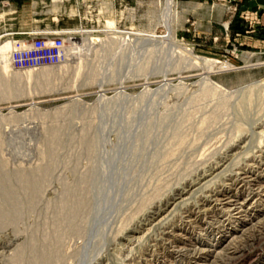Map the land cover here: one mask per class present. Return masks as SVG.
<instances>
[{
	"label": "rangeland",
	"instance_id": "374dc122",
	"mask_svg": "<svg viewBox=\"0 0 264 264\" xmlns=\"http://www.w3.org/2000/svg\"><path fill=\"white\" fill-rule=\"evenodd\" d=\"M42 2V5L7 16L6 10H0V48L26 32L62 36L65 47L59 64L24 70L12 68L9 60L12 49L0 51V156L10 159L9 174L8 169L1 171L3 182H0L14 175L17 167L19 170L12 178L14 184L23 175L30 177V168L47 150L50 137L78 134L85 122L104 120L115 122L116 128L121 125L117 128L119 135L118 131L108 134V145L104 144L107 150L118 149L119 145L124 153L128 152L126 155L130 153L127 157L136 159L139 151L148 148L147 163L142 170L136 169L133 181L139 177L136 182L142 185L170 188L192 164L215 162L217 154L228 151L240 137L254 136L251 130L259 128L264 121V31L253 28L250 17L238 12L236 7H228L219 18L209 21L204 19L202 9L187 10V3L179 0H174L176 18L172 14L167 17L165 0ZM165 20L173 23L170 30L175 41ZM163 80L168 86L160 91ZM119 92L121 94L117 95ZM244 112L249 117L246 114V118ZM128 130L132 139L130 144L124 145L123 140H119L120 132ZM263 136L254 138L244 152L258 156L256 152L259 145L264 144ZM134 145L139 146L138 151ZM260 146L264 149V145ZM167 152H175L174 157L166 160L169 163L152 161L151 157ZM243 161L236 160L234 167L242 166ZM88 164L84 160L82 169ZM59 165L53 188L61 183L60 177L64 176L69 182L75 179L69 166H64L63 162ZM22 168L25 170H20ZM261 168L256 171L264 178V166ZM231 176L230 171L224 173L216 179L215 186L229 184ZM175 214L172 223L176 231H180V239L188 237L185 243L219 240L217 222L210 231L195 226L185 229L181 225V212ZM8 228L0 226V255L4 253L0 264L7 261L10 252L22 240L14 245L16 233ZM153 232L144 241L143 251L145 246L154 247L156 251L152 255L144 251L147 261L143 264H189L187 256L175 253L174 245L183 246L180 244L183 241L164 244L162 229ZM73 241L68 242V254H73ZM249 248L248 258L237 264H264V234ZM124 253L111 254L123 259ZM70 260L68 264L73 260V264H79L74 258ZM115 260L112 264H120Z\"/></svg>",
	"mask_w": 264,
	"mask_h": 264
},
{
	"label": "bare ground",
	"instance_id": "6f19581e",
	"mask_svg": "<svg viewBox=\"0 0 264 264\" xmlns=\"http://www.w3.org/2000/svg\"><path fill=\"white\" fill-rule=\"evenodd\" d=\"M175 7L174 0H165L167 17L172 14L173 18H176ZM167 20L164 21L165 25L169 27V30L170 28L173 30V23ZM170 33L173 32L170 30ZM171 36V39L175 41V36L173 34ZM12 47L10 41L4 43L0 51L10 50ZM163 81L158 88L160 91L168 86L166 80ZM144 93L146 95L148 92ZM120 94L121 92L117 95ZM150 102H152L151 99ZM248 114L247 117H249ZM125 122L128 125L129 122L127 120ZM115 124V122L104 120L89 121L85 122L78 134L66 135L62 138L50 137L47 150L43 155L38 156L35 166L29 167L30 173L32 172L30 177L23 175L18 182L16 181L17 184H14L12 178H15L14 175L19 170L17 167L14 175L11 172L12 176L6 177L4 183H2L3 178L0 179L2 181L0 182L2 183L0 185V226L3 229L9 227L16 233L14 245L18 240H23L19 241L21 243L16 245L14 251L8 254L9 256H5H8L7 261L5 260L7 264H68V259L73 258L79 264H112L115 259L120 264H143V261H147L144 258V251L149 255L155 254L156 248L153 250L154 247L151 246H145L143 251L144 241L154 233L155 229H162L164 244L179 243L180 240L184 242L188 239V237L180 239L182 235L178 233L179 230L176 231V226L172 223L178 211L181 212V225L185 229L195 226L200 230L210 231L211 226L217 222V227L221 230L218 232L221 234L219 240L215 239L214 242L200 239L196 243L184 242L185 244L180 243L183 246L174 245L175 253H183L187 256L189 264L191 262L237 264L247 259L249 247L257 244L264 234V178L260 177L256 171L263 169L261 167L264 166V149L260 148V145L264 144L261 141L262 144L256 152L259 153L258 156L249 155L244 150L254 138L263 136L264 121L260 123L259 128L251 130L255 137L244 131L251 137H238L237 143L230 146L228 151L217 154L218 157L213 163L188 165L192 168L180 175L176 185L170 188L166 186L165 189L155 185L154 188L142 185V182H136L139 178L136 176L133 181L136 169H141L147 163L146 149L148 148L144 152L139 151V155L135 153L136 159H133V156L127 157L130 153L126 155L128 152L124 153L122 146L120 147L123 150L119 148V145L118 149L116 147L106 149L104 144L110 136L108 134L118 131L119 124L117 128ZM259 129L262 131L257 133L256 130ZM240 133H243L242 129ZM120 135V139L116 138L123 140L124 145L130 144L129 140L132 139L130 130L125 133L120 132ZM135 138L138 137L133 139ZM134 147L137 146L134 145ZM138 147L135 151H138ZM141 148L143 149V146ZM175 152H167V154H161L162 156L158 154L151 158L154 163L162 161L163 164L174 157ZM238 159L244 160V164L234 167L233 164ZM82 160L89 163L83 169ZM9 161L8 157L0 156V172L9 168ZM62 162L73 171L75 179L72 176L74 181L69 182L64 176V180L61 179L62 175L56 176L60 177L61 183L53 188L56 169ZM8 171L9 169L7 170L9 174ZM140 171L137 174H140ZM229 171L232 174L230 183L216 187V179ZM22 235H24L23 238H21ZM73 239L75 241L72 246L73 254H68L66 252L68 242ZM118 251L125 252L123 259L111 254ZM3 254L1 253L0 256Z\"/></svg>",
	"mask_w": 264,
	"mask_h": 264
},
{
	"label": "crops",
	"instance_id": "0c3cea01",
	"mask_svg": "<svg viewBox=\"0 0 264 264\" xmlns=\"http://www.w3.org/2000/svg\"><path fill=\"white\" fill-rule=\"evenodd\" d=\"M43 0H0V10L4 14L11 15L21 10H27L31 7L42 5ZM180 3H187L185 8L202 9L204 12V19L209 21L212 18H219L221 14L227 12V8H237L238 12H244L250 17L251 26L257 30L264 31V0H179ZM189 7V8H188ZM204 8V9H203ZM212 9V10H211ZM212 11V12H210ZM209 13V14H208ZM217 13V14H216ZM216 14V15H213ZM210 16V17H209ZM218 20V19H217ZM21 38L23 36H17Z\"/></svg>",
	"mask_w": 264,
	"mask_h": 264
},
{
	"label": "built area",
	"instance_id": "2783aa9c",
	"mask_svg": "<svg viewBox=\"0 0 264 264\" xmlns=\"http://www.w3.org/2000/svg\"><path fill=\"white\" fill-rule=\"evenodd\" d=\"M12 40L9 60L16 70L55 66L63 60L62 36H37L26 32L23 37Z\"/></svg>",
	"mask_w": 264,
	"mask_h": 264
}]
</instances>
